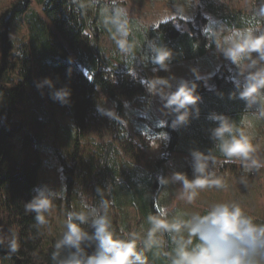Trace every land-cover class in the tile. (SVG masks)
Segmentation results:
<instances>
[{
    "label": "rangeland",
    "instance_id": "374dc122",
    "mask_svg": "<svg viewBox=\"0 0 264 264\" xmlns=\"http://www.w3.org/2000/svg\"><path fill=\"white\" fill-rule=\"evenodd\" d=\"M16 0H0V14L8 9ZM199 0H125L122 6L129 10V18L132 27V35L142 32L144 28L150 29L172 18L191 20L196 14ZM219 8L218 14L234 12H246L244 0H209ZM258 4L259 0H250ZM201 13L209 21L208 29L219 24H224L218 15L207 11L202 5ZM30 11L37 13L44 20L41 6L38 2H31ZM182 9L178 13L177 9ZM29 11V12H30ZM89 28L85 30L84 43L80 50L84 51L85 62L87 48L98 52L105 59V69L113 72L115 66L129 67L127 74H108L107 80L111 90L101 91L95 89L92 98L94 106L89 110V121L85 129L77 136L73 124V111L70 106H61L51 99V90L37 77L36 69H33V87H27L26 91L16 106L15 113L11 116L10 126L15 133L17 156L24 165L38 166V185L36 189L47 187L49 190L65 192L63 201H53L55 212L49 219L50 228L45 229L48 236L54 240L59 239L64 231L63 224L65 214L69 211H80L81 201L78 193L85 195V202L96 205L99 197L96 189L109 190L110 196H106L112 202L110 218L113 229L119 233L123 228L125 233L135 232L144 235L148 225L146 218L152 214L148 202L147 211L141 209V203L127 195L122 189L125 183H133L135 188L145 189L147 195L153 187L145 183L146 178H151L157 164L160 166L159 176L170 177L173 173H182L189 180L193 178L191 169V157L183 154L172 153L164 163V151L168 142L167 134L157 132L162 128L170 115L163 113L162 106L155 97H149L141 86L140 81L151 78H174L175 81L196 80L192 75V69H196L201 78L214 73L222 65L231 73L236 74V69L213 48L200 59L169 64V71H157L153 74V67L143 75L140 71L144 61L134 51L135 59L119 55L107 32L100 23L99 8H93L86 12ZM9 37L13 45L12 54L17 62L21 56V46L28 42L29 30L24 16L17 18L9 28ZM57 40L66 47L71 60H77V54L68 49L67 41L57 35ZM1 58V56H0ZM143 61V63H142ZM110 66V67H109ZM108 68V69H107ZM83 74L90 78L89 70L79 67ZM19 75H15L14 82L20 81ZM125 82L127 87L120 88V83ZM68 82V81H67ZM38 86L39 90H38ZM60 90V89H57ZM78 99V93L72 95ZM120 105V111L117 107ZM97 106L107 111H113L119 117V122L113 121L97 112ZM252 109L243 115L252 123L250 130L253 143L259 148V155L264 158V120L252 118ZM74 154V156H73ZM59 155V156H58ZM62 159L66 164L75 165L73 168L72 183L67 189L66 177L63 173ZM216 171L223 176L228 185L227 191L205 190L198 193L193 205H187L177 199L179 185H169L166 189H160L155 199L157 207L168 209L173 215H203L212 205L218 203H238L246 214L253 217L257 223L264 224V169L259 173L245 176L246 186L240 184L241 170L236 166L225 165L220 167L223 159L217 158ZM161 162V163H160ZM36 194V193H35ZM7 216L0 211V234L8 236L9 229L6 224ZM89 229V228H88ZM89 232L91 230L89 229ZM166 247L162 251H170L171 245L164 237ZM149 264H168V261L153 253H147Z\"/></svg>",
    "mask_w": 264,
    "mask_h": 264
},
{
    "label": "clouds",
    "instance_id": "9594fccd",
    "mask_svg": "<svg viewBox=\"0 0 264 264\" xmlns=\"http://www.w3.org/2000/svg\"><path fill=\"white\" fill-rule=\"evenodd\" d=\"M71 11L81 15L93 8H99L100 23L114 44L117 53L123 57L135 59V40L130 41L132 27L129 10L122 6L125 0H71ZM248 20L244 27L219 24L205 29V36L215 52L229 62L237 71L234 78L236 92L230 99H238L245 104V113L252 109V118L264 120V0L258 4L244 0ZM182 13V9H177ZM82 35L84 33H81ZM147 63L153 65V74L157 71L168 72L172 53L167 48L148 41L146 45ZM192 75L200 80L196 69ZM172 77L143 79L140 81L149 97L158 98L163 113L174 117L171 128L176 130L186 126L192 110L196 111L200 97L196 95V85L185 80L175 81ZM44 85L52 87L49 81ZM38 86V90H39ZM51 99L61 106L70 100L67 89L55 91ZM97 112L119 122L113 111L97 106ZM209 119L218 126L211 130L210 139L215 142V151L223 158L220 167L236 166L241 172L240 184L246 186L245 176L259 173L264 169V158L254 145L251 135L252 123L246 119L240 126L224 116L213 114ZM193 178L189 180L182 173H173L170 177H157L158 188L179 185L177 199L187 205H193L198 193L205 190L227 191L228 185L223 176L216 171L218 161L209 152L207 155L190 152ZM36 195L26 205L24 213L34 214L35 230L39 237L41 229L50 228L49 219L55 212L53 201L65 199V192L42 187L34 190ZM99 202L91 205L85 202V195L78 193L81 201L80 211L65 214L64 231L55 242L50 256L51 264H149L147 253L159 258L163 256L168 264H264V224L257 223L235 202L212 205L204 215H173L165 207L153 204L155 214L148 215V228L144 235L131 232L119 233L113 229L110 218L112 202L106 199L109 190L97 188ZM87 226L91 234L84 230ZM2 231V230H0ZM168 237L170 251L164 237ZM6 245L9 258L20 251L17 234L9 229L8 236L0 235V246ZM87 248H94L91 255Z\"/></svg>",
    "mask_w": 264,
    "mask_h": 264
},
{
    "label": "trees",
    "instance_id": "16d2710c",
    "mask_svg": "<svg viewBox=\"0 0 264 264\" xmlns=\"http://www.w3.org/2000/svg\"><path fill=\"white\" fill-rule=\"evenodd\" d=\"M33 1L40 4L46 20L30 11L29 7ZM198 2L197 12L191 20L172 18L150 29L144 28L143 34L139 32L135 38H129L130 41L135 40L134 51L138 56H142L144 61L140 68L143 75H146L149 68L154 67L147 63L148 41H155L157 45L171 51L173 55L170 64L203 58L214 48L207 47L210 41L206 39L205 29H208L209 21L201 13L200 5L210 13L218 15L226 26L241 28L249 23L248 13L240 11L218 14L219 8L209 0ZM73 7L71 0H16L0 14V211L7 216V227L17 234L20 243V251L11 258L8 256L6 245L0 246V264H51L49 258L57 241L48 236L45 229H41L43 235L38 237L34 214L24 213V205L36 195L34 190L38 185V166L22 164L17 156L15 133L10 126L11 116L15 113L26 88L33 87V69H36L37 77L43 83L44 81L51 83V88L45 85L51 90L50 96L58 91L57 89H67L70 92L68 105L73 111V124L77 136L88 125L89 110L94 106L92 98L95 89L111 90L107 75L127 74L129 69L116 65L113 72H106L105 59L101 57L96 46L94 51L86 49V59L89 62L84 61L85 54L80 48L89 24L85 14L70 10ZM23 16L29 30V40L22 44L21 56L15 62L9 28L17 18ZM57 35L67 41L68 49L77 54V60H71L66 47L57 40ZM80 66L89 70L90 78L83 74ZM15 75H19L21 79L17 83L14 82ZM234 78V74L222 65L210 76L191 81L196 85L195 94L201 98L196 106L198 117L196 111L192 110L188 124L173 130L171 121L174 117L169 116L165 125L157 129V132H163L168 136L162 163L172 153L190 156L192 151H199L205 155L211 151L216 158L223 159L215 151V142L210 139L211 130L218 125L209 117L213 114L224 116L240 126V121L246 114L245 104L238 99L229 98L236 92ZM125 87L127 84L122 81L120 88ZM74 93H78V99L72 98ZM119 111L120 105L117 107V112ZM62 161L67 189H70L75 165L66 164L64 159ZM160 171L157 164L155 172L151 173L152 180L151 178L144 180L148 186L153 183L152 190L147 195L145 189H138V185L134 188L133 183H125L122 187L132 200L137 199L141 203L144 212L147 211L149 202L152 215L155 214L153 204L159 192L157 177ZM206 212L204 211L203 215ZM84 230L89 232L87 226H84ZM166 239L168 240L167 236ZM93 251L94 248L86 249L88 255Z\"/></svg>",
    "mask_w": 264,
    "mask_h": 264
},
{
    "label": "bare ground",
    "instance_id": "6f19581e",
    "mask_svg": "<svg viewBox=\"0 0 264 264\" xmlns=\"http://www.w3.org/2000/svg\"><path fill=\"white\" fill-rule=\"evenodd\" d=\"M94 51V50H93ZM97 54V53H96ZM99 56V55H98ZM97 57V56H96ZM100 57V56H99ZM94 59H96V58H94ZM102 62V61H101ZM100 64V63H99ZM102 67V66H101ZM105 67V66H104ZM110 67V66H109ZM117 68V67H116ZM108 69V68H107ZM110 71V70H109ZM117 71V70H116ZM106 72H108V70L106 71ZM112 72V71H111ZM115 72V71H114ZM116 74V73H115Z\"/></svg>",
    "mask_w": 264,
    "mask_h": 264
}]
</instances>
